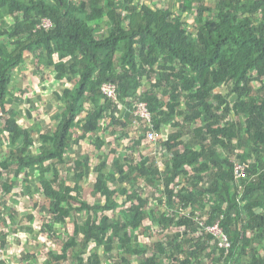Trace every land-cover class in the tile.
I'll list each match as a JSON object with an SVG mask.
<instances>
[{"label": "trees", "instance_id": "trees-1", "mask_svg": "<svg viewBox=\"0 0 264 264\" xmlns=\"http://www.w3.org/2000/svg\"><path fill=\"white\" fill-rule=\"evenodd\" d=\"M177 1L176 9L175 0L154 8L144 0H0V222L7 207L12 226L0 232V264L8 234L19 233L17 206L30 200L36 212L27 220L49 205L43 227L74 223L61 248L48 251L49 264H112L104 257L115 252L113 264H264L251 248L264 239V0ZM194 3L191 29L185 15ZM45 17L53 27L36 29ZM30 53L42 81L54 71L64 83L53 128L34 116L28 88L11 91ZM104 83L116 85L117 101ZM139 102L150 122L136 113ZM123 106L127 120L117 115ZM130 126L139 133L134 151L120 155L105 135L127 136ZM91 134L94 163L90 153L68 155ZM144 140L159 143L160 157L139 152L150 149ZM237 163L246 166L240 178ZM90 193L103 202L91 203ZM216 222L229 249L205 229ZM144 233L154 240L141 244ZM36 259L28 248L19 263Z\"/></svg>", "mask_w": 264, "mask_h": 264}, {"label": "rangeland", "instance_id": "rangeland-1", "mask_svg": "<svg viewBox=\"0 0 264 264\" xmlns=\"http://www.w3.org/2000/svg\"><path fill=\"white\" fill-rule=\"evenodd\" d=\"M210 0H208L209 2ZM146 2L148 4H150L153 8L160 6H167L169 5L172 0H146ZM196 3L193 4V7L191 10H189V13H187V15H185V19L188 20L190 28L194 29L195 28V19H196ZM174 8H179V2L177 0H175L174 2ZM10 15V14H9ZM13 18H16L15 16H7L6 20L8 22H12ZM36 29H38L36 27ZM31 53L26 55V61L24 64H22V66L19 68V70L16 71V74L13 77V83L11 85V91L14 94H20V90L24 89L25 87L28 88L27 90V95L32 97L33 100V114L34 116L38 119V121L40 122V124L43 126L44 129H49V128H53L55 125V116L57 115L60 106L59 104V100L55 97V92L61 91L64 88V83L62 81L57 82L54 79V74H52L53 72H46L45 74V78H47L46 80L42 81V75L41 74H36L33 70V68H35L34 63L31 62ZM33 64V66H32ZM30 66H32V69L29 68ZM28 71V72H27ZM28 75V78L25 79L24 76ZM29 75H31V80L29 78ZM41 80V81H40ZM66 86V85H65ZM69 86H72L71 84H69ZM146 86H149L148 83H146ZM30 87H32L30 89ZM257 87H259V84L257 83ZM223 92L227 91V88H223L222 89ZM23 97H25L23 95ZM21 103V102H20ZM138 111V110H137ZM26 117L23 115L22 118H20L21 122H25ZM34 119V118H33ZM33 121V120H32ZM29 122H31V120H29ZM135 122V121H134ZM29 125V123H27ZM170 130V126H163L162 131H160V134L162 133L163 135H165L164 133H167ZM76 133L77 135H79L81 132L80 130L76 129ZM137 130H135V127H131L129 128V131L127 132V137H135V132ZM140 131V129H139ZM2 134L6 135V131L3 133L0 132V137H2ZM139 133H137L138 136ZM94 134H91L87 139H85L82 143H80V145H75L73 148L70 149L68 155L71 157H73L75 155V153L77 152H83V153H90V155L92 156V159L95 161L96 159V154H97V150L94 147V145L92 144L91 140L94 138L93 137ZM133 135V136H132ZM123 138V139H122ZM147 141H152L150 138ZM144 140V143H149ZM113 144L116 146H120V148L117 150V152L120 155H124L127 154L129 152H133L134 147L132 145V143H129V139L126 138V136H121L119 138H117ZM150 149H146L141 147V149L139 150L140 153H143L147 156L149 155H154L157 157H160V152L158 151V145L157 144H150ZM5 147V145L3 146ZM36 149H34L35 151ZM80 150V151H79ZM110 149L108 148V151ZM135 154L137 153L134 152ZM163 156V155H162ZM167 157H162L163 159H167ZM158 160L160 161V158H158ZM93 161V163H94ZM70 165V164H69ZM66 172V171H65ZM89 180L93 181L95 179V177H93V175L91 174L88 178ZM143 184L145 182H142ZM148 187V188H147ZM147 190H151L152 187L147 186ZM148 193V192H147ZM89 195V201L91 203H99V202H103V199L101 197V195L96 194L94 195L93 193L88 194ZM10 195H8L9 197ZM116 199L120 202L121 207H123V202H124V197L123 195H118L116 197ZM41 201H44L43 199H41ZM32 203L33 200L31 201H22V203H20L18 205L19 208V212L20 213H24V214H19V218L20 216L21 218V224L19 226V233H15V235H11L9 237V241L8 243H10L11 245V250L8 253H4V260H8L7 264H20V260H23V255L26 254L27 249H30V253H38L39 254V260L36 259L37 264H49L47 261L48 258V251L50 249H55V250H59L61 248V245L63 244V239L61 236L65 237L68 233H72L73 229H74V223L72 222V218H68V222L67 225L63 224L61 226H58L56 229H54L52 231V229L48 228V227H43V224L48 223L51 220V206L49 205H45L46 209H44L42 212L38 211L36 214L35 219H30L27 220L24 216L27 213H35L36 210L32 209ZM43 203V202H42ZM12 203H9V205ZM75 204V202H74ZM10 206V207H11ZM153 206V205H152ZM120 211V208H117L116 212H111V216L115 217L118 216V212ZM78 216H84V212H77ZM6 223H10L9 218L6 220ZM149 225V223L147 224ZM4 226V225H3ZM9 229L12 230V226L8 225ZM3 228H7V227H3ZM50 232H55L57 236H52L49 233ZM164 234H170L173 235V230H169V231H163V234H159V232H155V237L156 239L158 238H163ZM141 236L143 237V239L140 241V243L144 244V243H148V241H152L154 240V238H149L148 236H146V233L141 234ZM38 244L36 248H34L35 244ZM96 251L100 252L101 254L103 253L102 248H95ZM8 258V259H7ZM105 263H114L113 260L116 262L119 259V255L117 254V252L114 253L113 258L109 259L108 256L104 257ZM27 262V261H25ZM72 261L70 260L69 263H71ZM0 263L1 259H0ZM68 264V263H66Z\"/></svg>", "mask_w": 264, "mask_h": 264}, {"label": "built area", "instance_id": "built-area-1", "mask_svg": "<svg viewBox=\"0 0 264 264\" xmlns=\"http://www.w3.org/2000/svg\"><path fill=\"white\" fill-rule=\"evenodd\" d=\"M53 27V21L48 18L45 17L41 20V22L37 25L38 29H47L49 30L50 28ZM102 31V30H101ZM102 92L105 96H107L108 98H111L113 100L117 99V88L116 85L113 83H104L101 87ZM137 114L140 115L141 117L147 119V122H150L151 119V114L148 111L147 105L145 102H139L137 104ZM158 134H156L155 132H151L149 134V138L153 141L157 139ZM245 168L246 166L243 164H236L235 167V172L237 175V178L243 177L245 176ZM206 231H210L214 234V236L216 237V239L218 238V242L219 245L221 247H226L227 249L230 248L231 246V242L228 238V236L224 233L222 227L220 226L219 222H216L214 225L205 226Z\"/></svg>", "mask_w": 264, "mask_h": 264}, {"label": "crops", "instance_id": "crops-1", "mask_svg": "<svg viewBox=\"0 0 264 264\" xmlns=\"http://www.w3.org/2000/svg\"><path fill=\"white\" fill-rule=\"evenodd\" d=\"M145 2H146V0H144ZM12 20H14V19H12ZM96 20H98V19H95L94 21H93V23L96 21ZM10 23V22H9ZM34 57H35V55L33 54V55H31V62L32 63H34L35 62V60H34ZM32 66H33V64H32ZM32 66H30L29 68H31L32 69ZM19 70V69H18ZM17 71V70H16ZM28 72V71H27ZM49 73L50 72H52V71H48ZM52 74H54V79H56V77H55V72L53 71V73ZM15 75H17L16 74V72H15ZM41 81V80H40ZM64 89V88H63ZM63 89H62V92H63ZM58 92H61V91H58ZM32 98V97H31ZM33 99V98H32ZM34 100V99H33ZM117 101V100H116ZM60 103V102H59ZM33 105V104H32ZM59 106H60V104H58ZM136 113H137V111H136ZM117 115H119L120 116V118H122V119H125V120H127L128 119V117H129V115H130V111H128V109L127 108H124V106H123V109L121 110V111H118L117 112ZM138 120H139V118H137ZM136 119V120H137ZM135 121V119L133 120V122ZM20 122H21V120H20ZM134 123H136V121L134 122ZM128 131H129V129H128ZM118 134H120V132H118ZM118 134H115V135H112L110 132L109 133H107L106 135H105V140H107V142H111V143H113L117 138H119V137H121L122 135H118ZM123 136H124V134H123ZM117 137V138H116ZM126 138L127 139H129V143L131 142V140L133 139V138H137V135L135 136V137H132V138H130V137H127L126 136ZM123 139V138H122ZM106 147H107V145H106ZM106 147H104V149L106 148ZM113 147H117V149H119L120 148V146H115L114 144H113ZM109 148V147H108ZM108 148L105 150V152L108 154V161L110 162V164H111V167H113V165H112V163L114 162V155L113 154H111L110 153V151L111 150H109L108 151ZM111 148V147H110ZM109 148V149H110ZM146 154V153H145ZM92 157V156H91ZM97 158V157H96ZM92 161H94L93 159H92ZM95 161H96V159H95ZM111 170V168H107V169H105V171L106 172H109ZM0 189H2L1 187H0ZM1 195H0V200H1ZM11 203V202H10ZM8 206H11V204L9 205V203H8ZM17 208H18V206H17ZM19 209V208H18ZM2 213V216H1V219H2V222H0V232L1 231H7V233L8 232H11V229H9V227L7 226L8 224H10V223H6V220L9 218V216H8V210H7V207H5V209H3V212H1ZM10 220V219H9ZM4 225V226H3ZM3 227H7V228H3ZM11 235H15V233L13 234V233H9L8 234V238L11 236ZM9 241V240H8ZM255 243V244H254ZM254 243L253 244H251V248H254V247H257V250H259L260 251V255H262V256H264V239H256L255 241H254ZM5 249H7V251L9 252L10 250H11V245H10V243H8L7 242V245H6V248ZM7 252V253H8ZM244 259H243V261L246 259V258H251L250 256H246V257H243Z\"/></svg>", "mask_w": 264, "mask_h": 264}]
</instances>
